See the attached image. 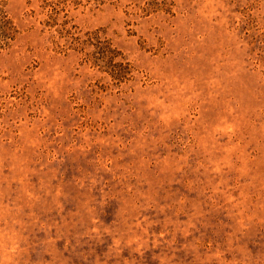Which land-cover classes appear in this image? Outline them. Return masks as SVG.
<instances>
[{"label":"rangeland","instance_id":"rangeland-1","mask_svg":"<svg viewBox=\"0 0 264 264\" xmlns=\"http://www.w3.org/2000/svg\"><path fill=\"white\" fill-rule=\"evenodd\" d=\"M153 1L0 0V264H264V0Z\"/></svg>","mask_w":264,"mask_h":264},{"label":"trees","instance_id":"trees-1","mask_svg":"<svg viewBox=\"0 0 264 264\" xmlns=\"http://www.w3.org/2000/svg\"><path fill=\"white\" fill-rule=\"evenodd\" d=\"M55 1L57 0H44L45 7H54ZM149 6L154 9V12H170L166 0H154ZM45 27L51 32L54 28L50 22ZM16 34L17 30L12 20L0 10V50L8 49L15 40ZM80 34L81 32L77 29L67 28L66 23L53 30L51 40L62 52L73 50L80 53L85 63L108 73L118 85L132 80L134 67L105 37L103 31L96 30Z\"/></svg>","mask_w":264,"mask_h":264}]
</instances>
